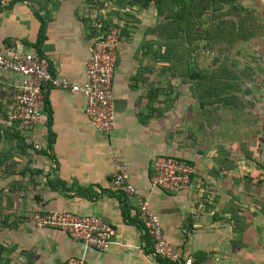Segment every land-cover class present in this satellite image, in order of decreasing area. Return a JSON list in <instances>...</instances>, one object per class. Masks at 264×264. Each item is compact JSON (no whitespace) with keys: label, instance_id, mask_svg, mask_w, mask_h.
Instances as JSON below:
<instances>
[{"label":"crops","instance_id":"obj_1","mask_svg":"<svg viewBox=\"0 0 264 264\" xmlns=\"http://www.w3.org/2000/svg\"><path fill=\"white\" fill-rule=\"evenodd\" d=\"M242 4L264 24V0ZM160 23L154 5L128 0L0 2V46L39 55L54 76L81 86L95 39L111 25L122 31L108 137L90 123L81 94L50 86L35 127L9 122L21 78L0 71V264H167L154 255L138 199L112 184L115 158L127 163L167 240L194 264H264V96L254 81L264 79V31L244 46L258 64L239 68L253 73L242 74L235 103L181 78L179 63L165 58ZM158 156L192 164L191 183L177 192L155 187ZM36 212L101 217L115 228L112 245L86 248L62 230L38 228Z\"/></svg>","mask_w":264,"mask_h":264},{"label":"built area","instance_id":"obj_2","mask_svg":"<svg viewBox=\"0 0 264 264\" xmlns=\"http://www.w3.org/2000/svg\"><path fill=\"white\" fill-rule=\"evenodd\" d=\"M3 2V0H0ZM121 28L108 26L93 43L86 61V82L83 86L68 78L54 76L48 61L36 54L27 53L16 46H0V71L17 74L21 82L14 87L15 101L9 122L35 127L40 122L41 105L45 97V86L81 94L87 102L86 115L94 128L106 137L115 127L114 93L112 80L116 66ZM264 91V85H263ZM118 166L113 175L115 189L138 199L143 217V227L151 239L154 255L167 264H194L191 257L171 244L165 234L161 220L149 207L139 190L128 178L127 163L115 158ZM152 184L168 192H177L187 187L195 174L192 164L171 156L154 159ZM38 228H55L66 232L72 239L86 248L106 251L112 245L115 228L95 215H76L71 212H36L33 216ZM65 264H90L85 257H71Z\"/></svg>","mask_w":264,"mask_h":264},{"label":"trees","instance_id":"obj_3","mask_svg":"<svg viewBox=\"0 0 264 264\" xmlns=\"http://www.w3.org/2000/svg\"><path fill=\"white\" fill-rule=\"evenodd\" d=\"M127 1V0H126ZM243 0H128L133 6L143 9L155 6L161 23L159 39L169 61L180 65L181 78L196 80L202 95L215 99L232 100L233 93L241 83L242 74L228 68L225 59L217 56L211 71L200 69L197 55L202 51H214L228 44L230 48L240 47L259 35L253 21L255 16L242 4ZM261 31V29L259 28ZM222 47V48H220ZM219 51V52H220ZM195 53V72L187 70L188 56ZM193 62H190V65ZM250 65V64H249ZM176 66V65H175ZM252 67V65H251ZM262 79V78H261ZM264 85V84H263Z\"/></svg>","mask_w":264,"mask_h":264},{"label":"rangeland","instance_id":"obj_4","mask_svg":"<svg viewBox=\"0 0 264 264\" xmlns=\"http://www.w3.org/2000/svg\"><path fill=\"white\" fill-rule=\"evenodd\" d=\"M247 16H254V15H247ZM254 20L256 22V23H254L256 29L258 30L260 28L262 31H264V24L261 25V22L259 23L258 22L259 20H257L255 17H254L253 21ZM262 31L258 30V32H261V33H262ZM248 42L252 43L253 40L250 39V40H248ZM248 42H246V43H248ZM239 46L240 47H237V48H235V47L230 48V46L228 44H226L223 48L220 47V48H222V51L218 50L219 48L216 47V50H214V51L206 50V51H202L201 53L196 54L199 68H203L205 65L213 66V62H214L215 58H217V56H219V55L225 59V63L227 65V67L234 70L233 72H235V74H236L237 69L239 71V68H240V71H241V67L245 68V66L249 65V64H251V65L258 64V59L256 58V56H253L252 53H251L252 55L245 53V50H247V48L250 49L249 47L245 48V50H244V46H246L245 44L241 43V45L239 44ZM252 68L254 69V67H252ZM251 72L252 71L250 70V72L243 74V70H242V73L240 72V74H243L245 76V78L248 79V77L251 75ZM254 81H255L256 85H258L257 86L258 88L256 90L261 93V96H264V93H263L264 92L263 91L264 79H261V76H258V80H256V78H254ZM259 96H260V94H259Z\"/></svg>","mask_w":264,"mask_h":264}]
</instances>
